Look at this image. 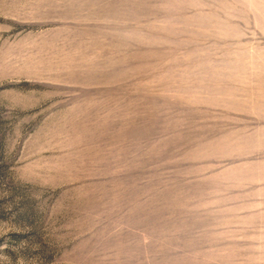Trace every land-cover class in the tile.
<instances>
[{
  "label": "rangeland",
  "instance_id": "1",
  "mask_svg": "<svg viewBox=\"0 0 264 264\" xmlns=\"http://www.w3.org/2000/svg\"><path fill=\"white\" fill-rule=\"evenodd\" d=\"M0 264H264V0H0Z\"/></svg>",
  "mask_w": 264,
  "mask_h": 264
}]
</instances>
